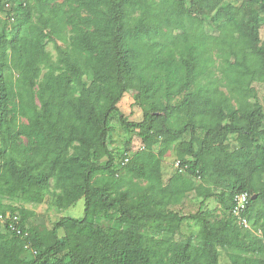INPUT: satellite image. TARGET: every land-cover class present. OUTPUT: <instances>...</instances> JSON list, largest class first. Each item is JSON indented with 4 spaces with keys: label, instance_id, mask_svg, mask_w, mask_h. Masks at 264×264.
<instances>
[{
    "label": "trees",
    "instance_id": "trees-1",
    "mask_svg": "<svg viewBox=\"0 0 264 264\" xmlns=\"http://www.w3.org/2000/svg\"><path fill=\"white\" fill-rule=\"evenodd\" d=\"M0 11V198L40 203L50 192L59 208L84 199L82 218L62 216L46 233L27 224L31 210L0 204L28 232L0 228V264H221L219 248L231 264H264L248 255L264 256V106L251 87L264 82V0H0ZM206 13L219 35L193 29ZM214 50L227 91L200 84ZM132 79L139 121L118 108ZM114 116L137 135L121 166ZM173 144L184 171L163 186ZM189 190L202 197L196 212L167 208ZM243 191L249 228L232 213ZM186 221L199 225L197 250L190 236L174 240Z\"/></svg>",
    "mask_w": 264,
    "mask_h": 264
},
{
    "label": "rangeland",
    "instance_id": "rangeland-1",
    "mask_svg": "<svg viewBox=\"0 0 264 264\" xmlns=\"http://www.w3.org/2000/svg\"><path fill=\"white\" fill-rule=\"evenodd\" d=\"M236 4H239L241 0H230ZM37 12V11H35ZM38 13V12H37ZM207 15L201 16L198 21L199 24L197 26H193V29L196 31V29L205 30L213 35L217 36L220 34L221 29V21L217 20V23L214 27V30L212 27H209V17L211 16V13H206ZM6 18V15L3 11H0V19ZM11 21V20H10ZM11 23V22H10ZM160 26V25H159ZM177 32H182V30L177 29ZM189 33V32H188ZM198 33V32H197ZM261 38L264 37V24L260 27L259 30ZM214 36V37H215ZM215 40V39H213ZM216 47V46H215ZM46 49L52 54L53 58L56 55L55 48L53 46L52 41L46 42ZM217 50L212 51V57L213 60L211 64H207V68L210 71H207L200 77V84L203 85V89H206L210 86L211 83H216L217 79L221 75V70L219 67V64L221 62V59L218 57ZM228 58H230L228 56ZM216 85H219V83ZM251 87L254 88L258 100L260 103L264 106V82L263 81H255L251 84ZM140 85L136 80H129V88L127 91L123 94L121 100L118 103L119 110L126 116V118L130 121H139L142 118V110L139 107V105L134 100V94L139 92ZM219 89L223 91H227V88L225 85H219ZM176 100V99H175ZM21 121H25V119H21ZM111 126V133H110V139L109 143L113 151L115 152V161L118 165L122 160V156L124 151L129 147L131 140H133L137 135L135 134V131H128L126 130L119 122L118 119L114 116L112 117L110 121ZM184 137L187 139L188 135H184ZM129 140V142H128ZM136 140L134 141V143ZM237 143L232 142L231 147L236 148ZM175 146L176 144H173L169 147L163 158L161 159L160 164V170H161V178H162V185L165 186L168 184L170 178L175 174V171L177 170L175 166V162L177 161V157L175 154ZM157 150V148H155ZM104 159H100L99 162H102ZM118 174L120 176H124L127 179V175L123 168H120L118 166ZM192 184L199 185L200 183H203V180L200 178H190ZM146 184L145 181H136L133 180L129 185L132 186V188L135 189H141ZM212 190L214 192H218V187H213ZM201 196L197 195V193L194 190H189L186 192V194L179 200L174 201L173 203H170L167 205V208L170 210H174L178 212L179 214H192L196 212L199 208V202L201 200ZM0 204H12L17 207H23L26 209H29L32 211V215L28 218L27 224L31 225L33 229H36L38 232L46 233L51 227L54 221L58 220L62 216H70L75 218H82L84 215V199L79 198L75 203L65 207V208H59L56 203L55 199L51 195V193H47L43 200L40 203L35 202H28L24 200H9L8 198H0ZM206 208L211 210L212 218L217 219L221 216V211L219 208V203L217 200L212 197L210 198L206 203ZM99 224L103 227L109 226V221L105 219L99 220ZM251 225V224H250ZM252 226V225H251ZM253 228V226H252ZM199 230V225L196 223H193L191 221L183 222L181 225V229L179 234L174 236V240H179L182 237L190 236L193 238L194 249L197 250L196 246V235ZM254 232L255 229H252ZM220 256L219 260L221 264H231L226 252L223 248H219ZM248 255L250 256H257L258 258H263L264 256L261 254H257L254 252H249ZM247 255V256H248ZM27 258H29V255L27 254Z\"/></svg>",
    "mask_w": 264,
    "mask_h": 264
},
{
    "label": "built area",
    "instance_id": "built-area-1",
    "mask_svg": "<svg viewBox=\"0 0 264 264\" xmlns=\"http://www.w3.org/2000/svg\"><path fill=\"white\" fill-rule=\"evenodd\" d=\"M142 147L143 146L140 145L138 141H136L133 146V148L136 150H140ZM127 161H128V155L124 158L123 164L126 163ZM175 166L181 172L184 171L183 167L180 168V164L178 160L175 162ZM248 200H249V194L246 191L235 194V196L233 197L232 213L236 218L237 224L241 228L249 227V221L247 217L244 215ZM19 220L20 218L16 213H12V212L0 213V228H5L11 234L26 237L28 236V232L19 226ZM25 247L29 248V243H26ZM33 253H35V250H33Z\"/></svg>",
    "mask_w": 264,
    "mask_h": 264
},
{
    "label": "bare ground",
    "instance_id": "bare-ground-1",
    "mask_svg": "<svg viewBox=\"0 0 264 264\" xmlns=\"http://www.w3.org/2000/svg\"><path fill=\"white\" fill-rule=\"evenodd\" d=\"M248 204V203H247ZM249 228V227H248Z\"/></svg>",
    "mask_w": 264,
    "mask_h": 264
}]
</instances>
